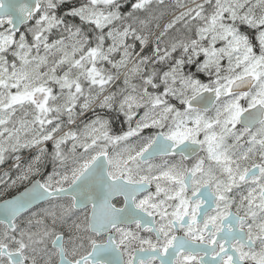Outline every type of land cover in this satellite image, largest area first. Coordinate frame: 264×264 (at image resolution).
<instances>
[{
  "label": "snow or ice",
  "instance_id": "snow-or-ice-1",
  "mask_svg": "<svg viewBox=\"0 0 264 264\" xmlns=\"http://www.w3.org/2000/svg\"><path fill=\"white\" fill-rule=\"evenodd\" d=\"M4 165L0 264H264V0H0Z\"/></svg>",
  "mask_w": 264,
  "mask_h": 264
},
{
  "label": "flooded vegetation",
  "instance_id": "flooded-vegetation-1",
  "mask_svg": "<svg viewBox=\"0 0 264 264\" xmlns=\"http://www.w3.org/2000/svg\"><path fill=\"white\" fill-rule=\"evenodd\" d=\"M173 2V0H166V3H172ZM168 18H170V16H166L165 17V20H167ZM164 20V21H165ZM23 30V29H22ZM114 128L115 129H118L119 128V123L118 122H116L115 124H114ZM8 166L7 165H4L2 168H0V172L2 171H4L6 168H7ZM49 170H50V168H49ZM23 188V187H22ZM21 188V189H22ZM20 190V189H19ZM19 190H17V191H19ZM17 191H15V192H17ZM15 192H13V193H11V194H9V195H7V196H10V195H12V194H14ZM7 196H5V197H7ZM5 197H2V198H0V199H3V198H5ZM44 206H46V205H40V207H44ZM33 211H38V208H34L33 209Z\"/></svg>",
  "mask_w": 264,
  "mask_h": 264
},
{
  "label": "trees",
  "instance_id": "trees-1",
  "mask_svg": "<svg viewBox=\"0 0 264 264\" xmlns=\"http://www.w3.org/2000/svg\"><path fill=\"white\" fill-rule=\"evenodd\" d=\"M2 167H3V166H0V168H2ZM1 172H2V171H1ZM22 187H23V186L19 187L18 189H12V190H9V191H6V192H0V198L5 197V196H7V195L13 193V192H15V191L21 189ZM2 188H3V186L0 185V190H2Z\"/></svg>",
  "mask_w": 264,
  "mask_h": 264
},
{
  "label": "water",
  "instance_id": "water-1",
  "mask_svg": "<svg viewBox=\"0 0 264 264\" xmlns=\"http://www.w3.org/2000/svg\"><path fill=\"white\" fill-rule=\"evenodd\" d=\"M19 191H23V188L20 189ZM19 191L15 192L14 194H12V195H10V196H7V197H5V198H3V199H10V198H12L13 196H15Z\"/></svg>",
  "mask_w": 264,
  "mask_h": 264
},
{
  "label": "rangeland",
  "instance_id": "rangeland-1",
  "mask_svg": "<svg viewBox=\"0 0 264 264\" xmlns=\"http://www.w3.org/2000/svg\"><path fill=\"white\" fill-rule=\"evenodd\" d=\"M194 70V69H193ZM47 206V205H46ZM46 206H44V207H46Z\"/></svg>",
  "mask_w": 264,
  "mask_h": 264
}]
</instances>
